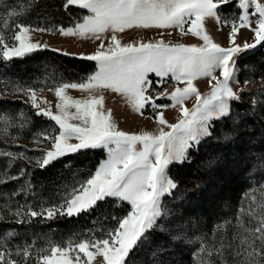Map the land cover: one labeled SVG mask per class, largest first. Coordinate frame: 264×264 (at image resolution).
<instances>
[{
  "label": "snow or ice",
  "instance_id": "6c2138e0",
  "mask_svg": "<svg viewBox=\"0 0 264 264\" xmlns=\"http://www.w3.org/2000/svg\"><path fill=\"white\" fill-rule=\"evenodd\" d=\"M0 4L4 5L0 8V63L47 49L46 43L33 39L37 33L79 37L96 44L91 53L79 54L80 59L95 65V70L80 81L60 80L47 89L12 85L14 93L26 97L24 103L36 117L53 123L33 135L37 147L31 151L39 152L35 158L25 152H0V157L9 158L6 168L18 159L29 163L34 159L40 170L64 161L67 176L57 190V203L51 199L48 203L25 202L9 215L18 225L36 220L44 223L92 213L109 199L123 213L112 215L115 223L105 229L103 221L108 217L101 210L100 235L73 234L75 238L63 243L49 240L45 247L25 243L12 250L7 242L17 233L8 231L0 237V264H128L132 253L150 238L157 219L165 214L161 198L178 187L169 175V165L183 162L192 146L189 142L199 143L202 137L210 136L209 121L228 117L229 101L240 99L231 86L236 81V57L264 46V0H62L64 12L71 14L75 9L70 25L43 27L20 19L38 7L39 0H26L18 7H11L8 0H0ZM228 5L237 10L231 17L222 15ZM209 19L230 26L229 46L214 41L206 27ZM133 29H155L161 38L122 42L118 34ZM170 29L198 42L165 40V31ZM242 29L252 33L253 43L238 42ZM202 77L208 78L210 88L205 93L194 83ZM165 78L173 82L170 92L167 88L158 90ZM70 89L87 95L76 98L69 94ZM45 90L54 93L55 111L53 102L39 95ZM104 90L118 94L133 112L143 115L150 108L157 129L120 130L113 110L105 105ZM164 98L170 103L157 102ZM190 99L195 101L191 108L185 106ZM252 104L255 106V99ZM167 108L178 109L175 123L161 111ZM0 123L5 136L9 128L17 127L15 120L5 115H0ZM27 123L25 117L18 126L24 128ZM95 149H103L106 158L81 178L71 158ZM6 168L0 170V186L26 175L23 167L18 175L8 174ZM31 192L32 185L27 182L11 196ZM125 202L130 207H125ZM197 239L195 264H264V180L249 188L232 219L216 224L210 235Z\"/></svg>",
  "mask_w": 264,
  "mask_h": 264
},
{
  "label": "trees",
  "instance_id": "16d2710c",
  "mask_svg": "<svg viewBox=\"0 0 264 264\" xmlns=\"http://www.w3.org/2000/svg\"><path fill=\"white\" fill-rule=\"evenodd\" d=\"M61 2L62 0H39V6L20 19L25 23L42 27L69 26L72 16L75 15V9L71 14L64 12L60 6ZM25 3L26 1L22 4ZM263 48L260 47L239 59L237 81L240 84H244L245 81L264 82ZM3 67L7 76L16 82L15 84L31 85L36 88L42 87L36 79L38 72H43L45 69H54L57 73L55 80L52 81L53 85L60 80L80 81L95 70L93 62L49 50H40L22 59H13ZM254 99L256 100L255 106L252 104ZM14 101V105H23L22 111L27 116L30 115L34 121L39 119L28 105L21 104L20 100ZM71 159L72 162L82 160L81 164H84L87 170H93L97 163L104 158L101 152L88 151L73 156ZM230 159L233 163H229ZM263 161L264 85L249 93H244L239 102L232 104L228 117L212 123L211 136L200 143L196 149L190 151L184 163L170 169V177L178 183V187L174 192V199L169 200V207L176 206L179 214L189 219H197L196 225L207 227L212 221L213 215H218L223 202L237 201L243 188L239 181L249 177L257 163ZM63 163L64 161H60L44 170H35L39 180L37 186L44 188L48 186L45 188L48 189L51 181L49 176ZM233 172L235 173L233 174ZM25 202L28 203V201ZM29 202L31 203L30 200ZM190 205L194 206V210L188 209ZM124 206L128 207L126 204ZM101 210H103V215L108 217L103 221V227L106 229L115 223L111 220V212L115 209L113 203L108 201L101 204L100 208L94 212L83 213L78 217L56 218L44 223L36 220L32 224L20 226L13 224L15 228L22 230L20 232L22 238H20L21 240L18 238L8 240L7 243L12 250H15L17 245L25 243H34L36 247H45L49 240L54 243H63L65 240L75 238L73 234L80 236L94 232L96 235H100L97 229L101 227ZM195 213L196 215H194ZM160 243L164 244L160 246ZM152 245L159 249V259L166 257L167 252L170 251L168 249L172 248L171 239L167 237L162 238L161 241L156 238ZM180 256L176 255L177 260L174 259V262L171 260L168 263L186 264L188 257H182L183 253ZM131 261L130 259L128 264H133Z\"/></svg>",
  "mask_w": 264,
  "mask_h": 264
},
{
  "label": "rangeland",
  "instance_id": "374dc122",
  "mask_svg": "<svg viewBox=\"0 0 264 264\" xmlns=\"http://www.w3.org/2000/svg\"><path fill=\"white\" fill-rule=\"evenodd\" d=\"M25 1L26 0H8V4L11 7H18L22 5V3H24ZM3 7L4 5L0 4V8ZM236 11L237 10L234 7V5H228L222 10V15H227L231 17L234 13H236ZM2 16H3V12L0 11V17ZM206 27L209 34L213 37L215 42L221 44V46L224 47L229 46L227 42V33L230 31V26L218 25L214 20L209 19L206 21ZM168 31L172 32L171 36L167 35ZM118 35L121 36L122 42H131L132 40H139L141 38H143L144 40L161 38L158 34V30L155 29L126 30L124 34H118ZM163 38L165 40H170L173 43L198 42L196 38L191 36L181 37L178 30L175 29L166 30ZM33 39L39 40L41 43H46L49 46L47 49H42V50L52 51L51 49L57 48L60 49V51L58 52L53 51V52H57L61 54L67 52L70 55H66V56H72L77 58H79L80 53H91L96 46V44L91 40H82L79 37H63L60 35H52L48 33L34 34ZM245 40L248 43L254 42L252 33L247 29H242L240 34L238 35V42L242 44L243 42H245ZM260 47H264V46H257L256 48L246 50L245 52L239 54L236 57L237 63L241 57L245 56L250 52H253L254 50ZM15 59H22V58H15ZM4 65L5 64L0 63V115H5L14 119L17 124V127L9 128L7 136L3 135V133L0 132V152H4V151H11L14 153L25 152L26 155L35 158L36 156L39 155V152L31 151L32 149L37 147L33 143V135L48 128L49 125L52 124L53 122H50L42 117H37L39 119H36V121H34V119L31 118L30 115L27 116L22 111L23 105L13 104V102H15L14 100L16 101L20 100L19 102L21 104L26 105L24 103L26 97H24L22 94L13 92L12 85L15 84L16 82L12 81V79H10L7 76L5 69L3 67ZM54 72H55L54 69L52 70L45 69L43 72H38V76L36 79L41 83L43 88L51 87L53 85L52 81L55 80V76H57V73ZM238 73H239V65L236 64V71H235L236 81L238 80ZM149 75L154 81L157 79L154 76V74H149ZM216 75H219L218 70L216 72ZM56 78L59 79L58 77ZM165 81L166 82L163 85H161L158 90L163 91L165 88H167V90L170 92L172 90L171 85L173 84V82L169 78H165ZM236 81L232 82L231 86L234 91L238 92L240 99L229 101L230 111L232 104L234 102H239L244 96V93L245 94L249 93L251 90L264 85V82H257V83L248 82L247 84L245 83L240 84L239 82ZM194 83L196 84V86L198 87L201 93L210 91L207 77H202L194 81ZM103 93L105 96V105L107 108H111L113 110V119L115 120L120 130L127 132H138L140 130L155 131L157 129V124L152 119L153 112L150 108L145 109L143 115H141L139 113L133 112L132 109L124 102V100L118 94L112 93L110 90H104ZM69 94L76 98H82L87 95V93H82L80 91L71 90V89L69 90ZM39 95L46 97L49 101H52L53 111H55L54 105L56 98L54 96V93L45 90L44 92L39 93ZM157 102L170 103V101L167 100V98L161 99ZM193 103H195L194 99L187 100L185 101V106L191 108ZM123 109H125L126 111L123 112ZM161 111L164 112L165 118L170 123H175L180 115L178 109L176 108L161 109ZM20 113H24V116H21ZM25 117L28 118L27 126L24 128H20L18 125L20 121L24 120ZM218 120L213 119L209 121L210 133L212 128V123ZM2 127L3 125L2 123H0V129H2ZM210 136L202 137L199 143L190 141L189 143L192 146L189 149H187L186 157L188 158L189 152L196 149L200 143H202L205 139L209 138ZM13 137H15V139H13ZM88 151L101 152L103 158L104 159L106 158V153L103 149L86 150V151H82L81 154ZM186 159L183 162H179V163L173 162L172 164H170L168 168V172H170V169L173 166L184 163ZM231 159L229 160V163L230 162L233 163ZM9 162H10L9 158L0 157V170H4L6 166L9 164ZM81 162L82 160H78L76 162H73V164L76 165V169H74V171H78L79 173H81L82 174L81 178H83L84 174H87L89 171H94V169L87 170L86 166L84 164H81ZM98 164L99 162L97 163L96 166H98ZM22 167L26 171L25 176L21 177L17 181H10L5 185L0 186V216L4 217V220L0 221V237H2L3 234L7 233L8 231L15 230V232L17 233L15 238L21 240L20 238H22L21 236L22 233L20 232H22V230H19L13 226V224H16L14 223L15 217L9 215V213L14 212L17 206L20 204H24L25 201H28V203H30L29 200L31 201V203L34 204H37L38 202L48 203L50 199L52 203H57L58 201L55 199L57 190L60 187L62 178H65L67 176V173L63 169V165H59L56 168L55 172L51 176H49L50 177L49 179L51 180L50 186L48 189H45L48 186H46L45 188L37 186L39 180H38V176L35 173V170H40V169L35 166L34 159L32 163H29L28 161L23 159H18L14 163H11V166L7 167L6 171L8 174L18 175L19 169ZM234 173L235 172H233V174ZM2 174L3 173L0 172V175ZM262 180H264V161L257 163L256 168L252 169L249 177H246L244 180L239 181V184L242 185L243 188L239 193L237 201H234L233 203L222 201L223 204L221 210H219L218 215L217 214L213 215L212 221L207 227L206 226L201 227L200 224L196 225L195 221L197 219H194L192 217H190L192 219H189L186 218V216H182V214H179L176 206L169 207V200L174 199V192L176 189L173 190L172 194L163 196L161 198V202L165 214L157 219V223L154 226V229L150 230L151 232L150 238H148L141 247L137 248V250L132 253L131 257L128 260V263H130V259H131L132 260L131 262L133 264H167L171 260H173V262L174 259L177 260L176 255L181 257L180 254L183 253L182 257L184 256L188 257L186 264H195L193 253L198 249L199 241L197 238L205 235H210L212 229L216 224L224 221L225 219H232L234 217V213L236 209L240 206V203L244 198L245 193L248 192L251 186L258 185V183L261 182ZM27 182H30L32 185L31 193L27 195L24 193H20L19 195L11 196V193L14 190L19 191V189L22 186H24ZM31 197L34 198L32 199ZM108 202L113 203V200L109 199ZM113 206L115 210H112L111 215H116V216L122 215L121 209L119 207H116L114 203ZM195 208L197 209V207ZM188 209L194 210V206L190 205ZM194 215H196V213ZM166 237L171 239L172 248L168 249L170 251L167 252V256L161 258L162 259L161 260L158 258L159 249L156 246L154 247V245H152V242L156 238L158 239V241H161L162 238H166ZM163 244L160 243L159 245L162 246ZM168 264H177V263H168ZM178 264H180V262Z\"/></svg>",
  "mask_w": 264,
  "mask_h": 264
},
{
  "label": "crops",
  "instance_id": "0c3cea01",
  "mask_svg": "<svg viewBox=\"0 0 264 264\" xmlns=\"http://www.w3.org/2000/svg\"><path fill=\"white\" fill-rule=\"evenodd\" d=\"M103 95H104V93H103ZM126 110L125 109H123V112H125Z\"/></svg>",
  "mask_w": 264,
  "mask_h": 264
}]
</instances>
